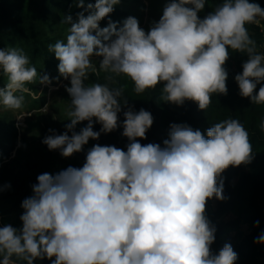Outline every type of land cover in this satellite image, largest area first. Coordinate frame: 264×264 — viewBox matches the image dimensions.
Masks as SVG:
<instances>
[{
	"label": "clouds",
	"instance_id": "obj_1",
	"mask_svg": "<svg viewBox=\"0 0 264 264\" xmlns=\"http://www.w3.org/2000/svg\"><path fill=\"white\" fill-rule=\"evenodd\" d=\"M119 3L95 0L85 7L78 0L84 12L75 22L65 17L71 25L66 42L49 45L60 76L70 82L65 90L71 98L67 131L42 141L49 150L71 157L90 139L121 126L122 89L85 85L89 70L96 71L92 57L102 58L101 70L130 78L138 94L162 83L161 101L180 106L190 100L206 110L212 94H227L224 65L232 49L248 57L235 76L240 95L264 104V85L256 92L264 81V55L246 28L264 18L258 3L223 0L201 19L206 0H168L147 32L131 16L122 27L109 19L101 28L99 22ZM29 64L23 49H0V70L8 78L0 87L5 109H20L25 97L16 93L27 92L25 85L36 81L37 69ZM39 83H51L50 77L39 75ZM123 115L126 151L95 144L82 167L37 176L33 195L21 204L22 228L0 227V264H15L13 256L26 264L45 258L51 264H235L238 255L230 243L218 254L211 251L216 228L205 211L209 199H226L221 174L254 158L248 131L232 118L215 123L206 135L172 123L163 147L145 145L137 138H147L152 114L129 106ZM83 121L87 125L76 132ZM94 122L99 131L93 130ZM259 126L264 131V120ZM254 242L264 244V233Z\"/></svg>",
	"mask_w": 264,
	"mask_h": 264
},
{
	"label": "trees",
	"instance_id": "obj_2",
	"mask_svg": "<svg viewBox=\"0 0 264 264\" xmlns=\"http://www.w3.org/2000/svg\"><path fill=\"white\" fill-rule=\"evenodd\" d=\"M84 2L86 7L88 3L94 4L95 0H84ZM249 2L258 3L264 8V0H249ZM77 3L78 0H0V49H23L24 54L29 58V66L37 69L38 76L41 71L49 75L51 68L59 62L55 54L49 52V45H54L63 36L65 37V30L71 26L63 22L65 17L71 16L72 21L75 22L78 13L84 12L83 8L77 7ZM222 3L223 0H206L205 8L198 13L199 17L204 18ZM88 14L90 13L85 12L86 16ZM123 15L121 10L114 7V11L99 22L100 27H106L110 19L116 22L119 28L118 18ZM258 19L259 24H247L246 28L250 38L256 42L257 52L264 55V18L258 17ZM247 59L246 53L229 49V59L224 65L228 72L227 94H212L211 103L206 110H200L198 104L190 100H186L180 106L161 101L162 83L138 94L134 90V82L127 76L111 74L108 80H104L89 72L88 78L92 84L100 83L110 89H122V95L118 98L122 108L118 113L121 126L111 133H101L98 140L90 139L80 151L83 152L81 159L83 157L84 160L77 161L71 156L64 157V164H55L53 159L61 156L60 151L49 150L47 145L38 144L35 161L25 167L29 168V173L15 174L10 165L2 163L0 189L3 198L11 201L15 209L18 208L16 215L20 218L24 212L21 207L22 201L33 195L32 185L37 183V177L33 178V176H36L35 173L50 159L52 167L49 173L56 174L69 166L82 167L86 162L88 150L95 144L111 145L126 151L129 140L122 135V123L125 119L123 113L129 106L137 112L143 108L153 116L154 122L146 133L147 138H137L145 145L157 143L163 147V141L168 139L172 123H186L206 135L207 129L215 123L229 118L238 119L249 133L254 158L247 165L229 166L220 177L226 199L221 201L213 197L206 203L205 215L216 228L211 251L213 254H218L225 243H230L238 255L235 264H264V244L254 242L261 233H264V131L259 126L264 120V104H252L250 98L242 97L235 81V76L242 73V65ZM3 79L8 78L0 70V87L6 82H3ZM28 85L30 83L26 84ZM262 85L264 81L257 85L256 92ZM67 99L70 100V96ZM125 101L127 105H124ZM70 110L71 106L68 112ZM67 123L70 121L60 125L52 121L51 125L48 124L49 126L43 130L44 136L65 133ZM86 125L87 121L78 123L75 131L79 132ZM5 126L7 131L8 124L5 123ZM100 128L101 125L94 122L93 130L99 131ZM68 134L71 136V132ZM257 221H259L258 226H256ZM15 261V264H26V261L19 259ZM34 264H51V262L45 258L34 261Z\"/></svg>",
	"mask_w": 264,
	"mask_h": 264
},
{
	"label": "rangeland",
	"instance_id": "obj_3",
	"mask_svg": "<svg viewBox=\"0 0 264 264\" xmlns=\"http://www.w3.org/2000/svg\"><path fill=\"white\" fill-rule=\"evenodd\" d=\"M167 2L168 0H120V3L114 6L124 14L118 18L119 27H122L123 21L131 16L138 20L141 28L146 32L149 31L153 22L159 21L163 14V7ZM68 34V29H66L65 37L63 36L60 40L66 42ZM101 59L100 57H92L96 71L89 70V72L99 78L108 80L111 74H116L101 70L99 68ZM58 64L53 66L49 72L48 76L51 83H39L38 76L35 82L30 83L28 86L25 85L28 89L27 92L16 93L25 97L20 109L7 110L0 105V165L7 163L15 174L23 175L29 173V168L25 167L35 161L36 148L39 146L38 144H41V146L44 144L42 142L45 138L43 130L49 126L48 124L51 125V122L55 121L57 125H60L70 120L68 108L71 106V102L67 99L69 94L65 90V86H70V82L60 76ZM43 75L47 74L41 71L40 76ZM119 76L122 77L124 75ZM7 80L3 79V82H6L2 87L8 83ZM91 84L90 78L85 80V85L90 86ZM5 123L8 124L9 128L7 131ZM82 155L83 152H77L72 156L75 160L80 161L84 160L83 157L81 159ZM58 157L53 159L56 162L55 164H64V157ZM51 167L50 159L45 166H42L35 173L36 176H33V178L45 172L49 173ZM14 206L11 201L9 202L3 198V193L0 189V227L11 225L16 229L22 228V221L16 215L18 208L15 209ZM12 259L14 261L17 260L15 256ZM0 260H2V255H0Z\"/></svg>",
	"mask_w": 264,
	"mask_h": 264
}]
</instances>
